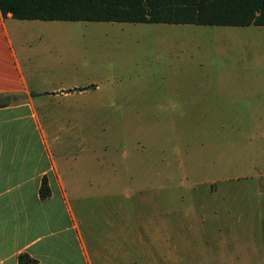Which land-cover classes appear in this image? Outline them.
<instances>
[{"label": "rangeland", "instance_id": "rangeland-1", "mask_svg": "<svg viewBox=\"0 0 264 264\" xmlns=\"http://www.w3.org/2000/svg\"><path fill=\"white\" fill-rule=\"evenodd\" d=\"M12 31L32 48V89L75 83L93 104L77 119L86 234L102 239L126 217L135 264L238 254L241 264L264 246L254 157L264 113L250 112L264 95V27L21 21ZM261 252L251 264H264Z\"/></svg>", "mask_w": 264, "mask_h": 264}, {"label": "crops", "instance_id": "crops-1", "mask_svg": "<svg viewBox=\"0 0 264 264\" xmlns=\"http://www.w3.org/2000/svg\"><path fill=\"white\" fill-rule=\"evenodd\" d=\"M21 21L39 20H17L0 10V264H19L21 255L36 264H135L133 228L126 217L108 221L102 239L86 234L90 232L84 227L90 207L78 169L87 141L77 119L93 104L88 101L86 105V90L75 83L31 88L32 48L26 41L17 45L12 34V27ZM257 63L264 65V61ZM77 79L67 76L61 80ZM255 81L264 84V78ZM258 99L260 104L250 112L264 113V95ZM254 132L260 143L254 157L263 180L264 120L254 124ZM43 183L49 190L46 197L41 195ZM257 211L258 222L264 223V184ZM255 246L254 254L244 253L241 264L261 257L263 244ZM238 257L232 255L230 264L240 262Z\"/></svg>", "mask_w": 264, "mask_h": 264}, {"label": "trees", "instance_id": "trees-1", "mask_svg": "<svg viewBox=\"0 0 264 264\" xmlns=\"http://www.w3.org/2000/svg\"><path fill=\"white\" fill-rule=\"evenodd\" d=\"M0 10L17 20L264 26V0H0ZM19 264L36 262L21 255Z\"/></svg>", "mask_w": 264, "mask_h": 264}, {"label": "water", "instance_id": "water-1", "mask_svg": "<svg viewBox=\"0 0 264 264\" xmlns=\"http://www.w3.org/2000/svg\"><path fill=\"white\" fill-rule=\"evenodd\" d=\"M33 95H36V94H33Z\"/></svg>", "mask_w": 264, "mask_h": 264}]
</instances>
